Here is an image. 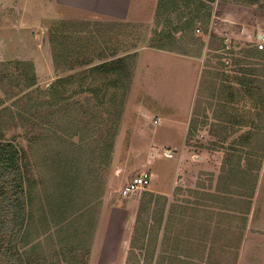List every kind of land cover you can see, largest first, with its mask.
I'll return each mask as SVG.
<instances>
[{"label":"rangeland","instance_id":"374dc122","mask_svg":"<svg viewBox=\"0 0 264 264\" xmlns=\"http://www.w3.org/2000/svg\"><path fill=\"white\" fill-rule=\"evenodd\" d=\"M210 1L154 0L141 22L122 25L100 24L56 0H0V142L28 164L22 264H126L133 239L142 249L133 250L138 264H264V101L257 102L264 42L256 48L264 0H219L212 10ZM240 8L246 14L230 23L222 18ZM195 14L199 23L189 31L184 24ZM252 45L256 51L247 52ZM140 48L200 58L199 74L165 57L142 65ZM102 64L112 69L95 73ZM244 70L259 81L251 96L236 85ZM162 112L163 127H156ZM171 119L185 125L184 133L176 123L164 127ZM239 122L258 129L229 145L243 132L232 125ZM245 134L249 147L241 145ZM214 141L222 142L220 151ZM182 150L189 164L180 190L147 205V194L168 192ZM225 150L232 161H222ZM246 158L263 163L250 228L239 235L237 219L224 211L240 187L233 169L247 171ZM143 172L149 186L123 197L122 188ZM223 174L232 193L216 186ZM157 220L161 229L154 231Z\"/></svg>","mask_w":264,"mask_h":264},{"label":"crops","instance_id":"0c3cea01","mask_svg":"<svg viewBox=\"0 0 264 264\" xmlns=\"http://www.w3.org/2000/svg\"><path fill=\"white\" fill-rule=\"evenodd\" d=\"M218 1L219 0H211L210 1L211 2V4H210L211 10L218 3ZM222 1L225 3V4H223V6H226L227 1L226 0H222ZM237 1L241 2L242 0H237ZM258 1L259 0L248 1V2H250V4H252V5H255ZM56 2L61 3V4H66L73 9H78L85 16L95 18L98 22H100V24L101 23L106 24L107 22H112L115 24L127 25V24H137V23L141 22L142 18L146 17V15L148 13V9L152 5V2H154V0H56ZM63 7L65 8V6H63ZM228 13L229 12H225L224 16H222V18H224L226 21L229 20L227 22L230 23L232 19H234L235 17H239L240 14H243V13L246 14V8H240V9H237L236 11H234V13H230V14H228ZM226 25L229 26L228 24H226ZM241 29H243V28H241ZM216 30L220 35H224V33H225V30H223L219 27H217ZM242 33H244V30L242 31ZM229 34H230V31H229ZM260 34H262V33H260ZM244 35H246V34H242V36H244ZM228 36L229 35H227V34L225 35V37L229 38ZM227 38L225 39V41L229 40V39L227 40ZM241 40L246 42L244 44L248 43V41L246 39L244 40V37L241 38ZM252 46L248 47L250 49H248L247 52H249V50H252L253 52L256 51V49H254L255 48L254 45H252ZM136 55H137L138 63H142V65H143V61H145L149 57L150 58H154L155 56L160 57V58L165 57L167 60L175 62L177 64H180L186 68H188V66L194 67V69H196L197 75L199 74L198 70H199V59L200 58H193V57H188L185 55L173 54V53L164 52V51L155 52L152 49L150 50L148 48H144V49L140 48L136 52ZM252 55H253V53H252ZM252 57H254V56H252ZM142 65H140V66L142 67ZM159 114L162 116L157 118L158 124L155 126L156 127H158V126L163 127V112L159 113ZM171 120L172 121H169V120L166 121V123H165L166 125L164 126L165 128L174 129L176 127V125H178L175 121H173V119H171ZM175 123H176V125H174ZM232 125L234 127H236V129L239 131L242 129L243 132L240 135H238V137L233 139V141H231L229 145L234 144V143L237 144V142H235L236 139L239 138L243 133H245V130L253 129V126H251V124H249V126H248V125H246V123L244 125H241V123L239 122V124L233 123ZM178 127L181 128V130L184 133L185 125L182 126L180 124V125H178ZM223 128H225V127H223ZM236 129L232 128V130H234V131H236ZM159 132H161L163 134V131H159ZM215 136H217V135H215ZM233 136H234V134L232 135V137ZM227 138L226 139L229 140V136ZM242 139H243L244 143L243 144L239 143V144L246 145V147H249V141H251L252 139L248 140L246 137L245 138L243 137ZM223 141H225V138H222V142ZM214 142H215L214 143V145H215L214 151H218L219 148H217V147H220L221 146L220 144H222V142H220V141L219 142L214 141ZM228 146L226 147V149H229ZM221 152L223 154L222 155V161L226 160V161L230 162L234 159V157H233L234 153H232V151L225 150V151H221ZM258 153L263 156L264 149L261 148L258 151ZM175 156H176V159L179 162H181V164L183 163V166L181 168H179V173H176L172 177L171 185H170L168 192L161 194V193H156V192L151 191L154 194L156 193V194L163 196V198H165V199L168 196H170V194L172 193V191L175 188H177L176 189L177 191L180 190V189H178V186H180V185H177V184H180L179 180L181 178H183V176H181V175H183L185 173V171L187 169L186 165L189 164L186 162V159H185L186 153L183 152V150L179 151V153L177 152V155H175ZM257 157H258V155H257ZM200 160H201V158H200ZM243 160H245V159H243ZM250 162H252V160H250ZM259 163L260 164H258V161L255 159L254 164H253V166L255 168H250L249 170L245 171L243 169L244 165H242L241 168L236 171V173H235L236 177H238L240 174H242L240 172H246L251 177L249 179H246L244 177V182L242 184V186H244V188L242 189V191H243V193H245V195L242 197L236 196V197H234L235 198L234 200L228 199V201H230V202H228V204L226 203L228 206H230V208L224 211L225 212L224 216H225V218H230V217L234 218L233 221L235 219H237L238 224L240 225V227L237 229V232L240 233L239 235H241L242 233H246L250 228L249 224H247V219L250 216V209H251L252 201L254 199H256V196L258 193V187H259L260 175H261L260 172L262 169L263 159H261V161ZM258 167H259V169L257 171ZM185 174H184V176H185ZM223 176H224V178H222L223 180L221 181V178H220L221 182L217 183V185H216V186H218L219 192H221L223 195H224V193H226V194L232 193L231 192L232 190H230L231 189V179L229 177H226L225 174H223ZM255 176H256V179H255V183H254ZM240 177H241V175H240ZM253 183H254V186H253ZM226 186L227 187L229 186V189ZM230 228H231V225H230ZM239 239L241 240L242 237L239 236Z\"/></svg>","mask_w":264,"mask_h":264},{"label":"trees","instance_id":"16d2710c","mask_svg":"<svg viewBox=\"0 0 264 264\" xmlns=\"http://www.w3.org/2000/svg\"><path fill=\"white\" fill-rule=\"evenodd\" d=\"M196 9H197L196 11H201L203 8L199 4L198 6H196ZM208 18H209V15H206L205 17L206 22H208ZM189 19L190 20L187 21V23L184 25L185 27L188 26L189 28L188 30L190 31L194 29V26L197 23H199L200 16L195 14L194 17L189 18ZM181 29L177 28L175 29L174 32H179ZM168 37L170 36H167V38ZM212 38L217 39L215 37H212ZM164 48L165 47L163 46L156 47V49L158 50H164ZM115 63H116V68H118L119 66H121L122 62L119 61L118 63L117 61ZM30 68H31L30 66H26L25 69L27 70V72L24 75V78L27 81L26 86L28 87H32L35 85V76L30 71ZM110 69H112V67L110 66L107 67V65L102 64V65H99V67H95L93 71L95 73L96 72L106 73ZM244 71L247 72V73L244 72L245 73L244 76L246 77H243V78L241 76H239V78L236 77L237 78L236 85L242 88L247 95L251 96L250 91L252 89L257 90V87H255L256 85L255 83L259 81L248 78L247 76L251 77L253 73H250V71H247V70H244ZM9 86L12 87L13 84L11 83ZM53 86L54 85L49 86L47 88V91L48 90L52 91ZM259 89L260 87H258V90ZM257 95H258L257 99L259 100L257 102H260V101L263 102L264 94L257 93ZM194 121H195L194 119L191 120L190 129L195 128V126L197 125L196 122ZM253 129L255 130L258 128L253 126ZM243 136L244 138L246 137L248 140L252 139L251 135L249 136L248 134H245ZM249 160L250 158L249 159L246 158L244 161L245 164H247V170H249L250 168H255L252 162H250ZM27 166L28 164L24 159V155L19 153L17 149L13 147L12 144L0 142V264H22L21 255L19 254L18 250L21 247L23 248V246H25V243L24 244L21 243V239H19L18 236L19 234L22 233L24 226L26 224L25 223L26 214L24 211L25 206H26V200H25L26 188L24 186V183H25L24 172H26ZM258 169L259 167L257 168V171ZM233 170L237 171L238 169H236L235 167V169ZM233 170L231 169V171ZM240 173H242L240 174L241 177L239 175L238 178H236L237 180H239L240 187H238V191L237 190L233 191L237 195V197H242L245 195V193H243L242 191V189L244 188V186H242L244 182V177L246 179H249L251 177L246 172H240ZM255 179H256V176L254 178V183H255ZM254 183H253V186H254ZM161 199L165 201V198H163V196L158 197V196H154L149 193L147 194L146 204L150 205L152 203H157ZM14 228H16L17 230L14 231L15 230ZM152 229H154V231H159L161 229L160 220H157V222L154 224ZM134 240L135 239L132 240L131 251L129 253V257L127 259L126 264H138L139 263L137 260L138 254L133 252V250L134 249L142 250V249L134 248ZM152 258H153V254H151L150 259Z\"/></svg>","mask_w":264,"mask_h":264},{"label":"built area","instance_id":"2783aa9c","mask_svg":"<svg viewBox=\"0 0 264 264\" xmlns=\"http://www.w3.org/2000/svg\"><path fill=\"white\" fill-rule=\"evenodd\" d=\"M198 32V30H197ZM256 40H257V44H256V48L259 51L263 50V43L264 42V35L257 33L256 36ZM150 184V174L148 172H143L139 175H137L136 177H133L120 191L121 195L123 197L132 194V193H136L140 190L145 189L146 187H148Z\"/></svg>","mask_w":264,"mask_h":264}]
</instances>
